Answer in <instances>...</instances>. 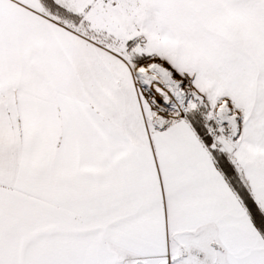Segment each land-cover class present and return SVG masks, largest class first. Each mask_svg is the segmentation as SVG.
<instances>
[{"label": "snow or ice", "instance_id": "1", "mask_svg": "<svg viewBox=\"0 0 264 264\" xmlns=\"http://www.w3.org/2000/svg\"><path fill=\"white\" fill-rule=\"evenodd\" d=\"M0 264H264V0H0Z\"/></svg>", "mask_w": 264, "mask_h": 264}]
</instances>
